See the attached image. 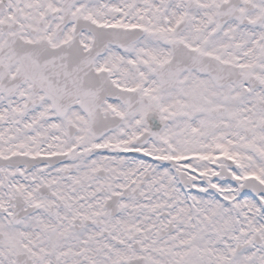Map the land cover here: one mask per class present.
I'll use <instances>...</instances> for the list:
<instances>
[{"label":"snow or ice","instance_id":"6c2138e0","mask_svg":"<svg viewBox=\"0 0 264 264\" xmlns=\"http://www.w3.org/2000/svg\"><path fill=\"white\" fill-rule=\"evenodd\" d=\"M0 264H264V0H0Z\"/></svg>","mask_w":264,"mask_h":264}]
</instances>
